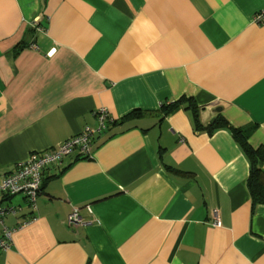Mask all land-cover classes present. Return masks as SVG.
<instances>
[{"label": "crops", "instance_id": "crops-1", "mask_svg": "<svg viewBox=\"0 0 264 264\" xmlns=\"http://www.w3.org/2000/svg\"><path fill=\"white\" fill-rule=\"evenodd\" d=\"M263 7L0 0V174L97 129L101 108L109 116L89 157L74 150L45 169L35 211L0 194L15 210L0 264H264L250 158L228 128L204 130L218 113L252 125L248 143L264 154Z\"/></svg>", "mask_w": 264, "mask_h": 264}, {"label": "built area", "instance_id": "built-area-1", "mask_svg": "<svg viewBox=\"0 0 264 264\" xmlns=\"http://www.w3.org/2000/svg\"><path fill=\"white\" fill-rule=\"evenodd\" d=\"M254 23L264 22V7L258 10L253 16ZM99 126L97 129L86 127L79 134L73 135L47 151H33L23 161L15 163L11 169L4 174H0V194L3 195H23L32 211L36 210L37 198L41 193L40 187L43 172L52 164L59 163L64 156L77 150L79 155L89 157L91 152V142L94 134L105 127V120L109 117L105 109L101 108L97 112ZM14 207L9 204H0V249L6 250L10 246L11 229L3 224L2 218L7 213H14ZM67 221L70 225L82 224V218L78 207L74 206L68 214ZM212 223L219 225L217 213L213 215Z\"/></svg>", "mask_w": 264, "mask_h": 264}, {"label": "trees", "instance_id": "trees-1", "mask_svg": "<svg viewBox=\"0 0 264 264\" xmlns=\"http://www.w3.org/2000/svg\"><path fill=\"white\" fill-rule=\"evenodd\" d=\"M175 102L171 104H163L161 106V111L163 113H167L172 107L175 106ZM128 117V116H124ZM219 127H226L228 128L233 137L237 139L242 146L244 147L245 152L250 158V170L249 175L247 178V186L250 192L251 200H252V206L255 204H264V177L260 173L259 163L264 160V154L262 153V150L260 149H254L252 148L248 143V137L249 133L252 130V125L245 126V127H233L229 122L224 118L223 115L217 114L213 118L211 122H209L205 127L204 130L208 132H212L215 128ZM176 171H179L178 169H174ZM44 174V172H43ZM44 184V178L42 175V182L40 190H42V186ZM12 196V195H6Z\"/></svg>", "mask_w": 264, "mask_h": 264}]
</instances>
